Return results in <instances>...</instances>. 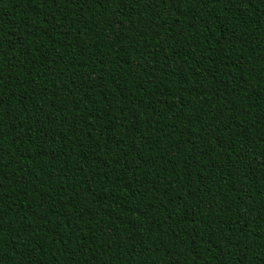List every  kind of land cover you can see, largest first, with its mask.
Here are the masks:
<instances>
[{
  "label": "trees",
  "instance_id": "obj_1",
  "mask_svg": "<svg viewBox=\"0 0 264 264\" xmlns=\"http://www.w3.org/2000/svg\"><path fill=\"white\" fill-rule=\"evenodd\" d=\"M0 264H264V0H0Z\"/></svg>",
  "mask_w": 264,
  "mask_h": 264
}]
</instances>
